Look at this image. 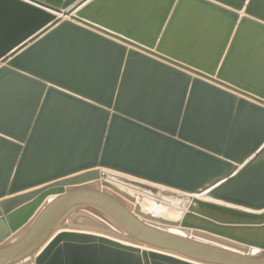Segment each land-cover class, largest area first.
<instances>
[{"label":"water","instance_id":"obj_1","mask_svg":"<svg viewBox=\"0 0 264 264\" xmlns=\"http://www.w3.org/2000/svg\"><path fill=\"white\" fill-rule=\"evenodd\" d=\"M168 227L264 250V0H0V264H264Z\"/></svg>","mask_w":264,"mask_h":264},{"label":"rangeland","instance_id":"obj_2","mask_svg":"<svg viewBox=\"0 0 264 264\" xmlns=\"http://www.w3.org/2000/svg\"><path fill=\"white\" fill-rule=\"evenodd\" d=\"M101 189L103 187L99 186ZM71 218L75 225L91 227L94 229H98L105 232H110L114 234H120L121 231L108 217H106L103 213H99L97 211L91 209H80L72 214ZM168 230L179 235L199 239L205 241L207 243H211L217 246L225 247L234 251H238L241 253L247 252L250 255H264V250L255 249L252 247H246L234 242H229L226 239H222L219 237H215L210 234L203 233L206 235L205 237L198 236L192 230L178 228V227H168ZM31 262V259L28 260Z\"/></svg>","mask_w":264,"mask_h":264}]
</instances>
